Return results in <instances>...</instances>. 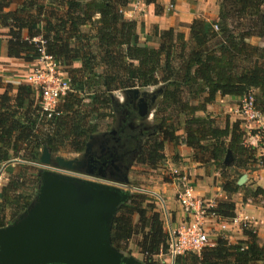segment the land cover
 Segmentation results:
<instances>
[{"label":"trees","instance_id":"trees-1","mask_svg":"<svg viewBox=\"0 0 264 264\" xmlns=\"http://www.w3.org/2000/svg\"><path fill=\"white\" fill-rule=\"evenodd\" d=\"M161 12L160 0H143ZM130 0H0V26L7 29L6 56L30 64L39 57L40 43L70 80V92L57 106L60 116L46 119L37 91L27 84L13 88L0 78V169L9 168L0 191V228L29 208L40 176L23 175L37 168L43 148L53 155L82 154L88 142L118 125L121 105L116 92L134 88H160L152 107L150 129L129 166L162 168L170 148L172 160L180 159L179 146L192 151L195 163L220 171L221 190L227 199L208 209L223 220L235 218L234 194L245 188L238 179L262 161L256 149L245 145L246 130L239 123L223 127L206 114L219 97L254 96L255 108L264 118V47L249 39L264 38V0H218L213 22L194 20L188 34L153 26L143 37L136 22L123 10ZM79 63V68L73 64ZM15 91L13 92V90ZM203 113L204 115H200ZM106 130L100 133L102 123ZM106 121V122H107ZM231 154V164L224 158ZM19 160V162H12ZM21 164V165H20ZM19 170V171H18ZM232 175H235L233 178ZM148 194L132 193L113 217L110 242L130 256L129 241L138 236L136 248L142 264H167L158 259L167 251L168 234ZM243 203L264 201V190L246 191ZM136 218V223H134ZM244 241L223 236L199 254L186 252L173 264H264V244L251 228L241 227Z\"/></svg>","mask_w":264,"mask_h":264},{"label":"water","instance_id":"water-1","mask_svg":"<svg viewBox=\"0 0 264 264\" xmlns=\"http://www.w3.org/2000/svg\"><path fill=\"white\" fill-rule=\"evenodd\" d=\"M128 89L121 94L131 99L139 118H149L160 88ZM115 131L110 134L115 135ZM93 140V137H90ZM91 147L88 142L83 156ZM116 148L103 147L99 156L80 159L53 156L43 148L39 163L68 171L85 172L110 182L83 180L50 170H41L40 181L31 205L7 226L0 228V264H142L112 247L110 232L118 207L130 197L127 171L122 172ZM231 164V154L224 158ZM123 173V172H122ZM243 174L237 181L242 186ZM115 182V183H113Z\"/></svg>","mask_w":264,"mask_h":264},{"label":"crops","instance_id":"crops-1","mask_svg":"<svg viewBox=\"0 0 264 264\" xmlns=\"http://www.w3.org/2000/svg\"><path fill=\"white\" fill-rule=\"evenodd\" d=\"M158 4L161 12L156 15L153 4L147 5L143 0H130L123 10V15L133 13V18H128V16H124V18L135 21L138 30L142 31L143 37H147L153 26H157L159 30L174 28L187 35V26L194 20L213 22L218 16V0H160ZM7 41V29L0 26V78L4 83V86L8 84L15 88L19 84H25V82H23V77L29 71L32 63L26 64L20 60L8 58L6 56ZM248 42L253 45L264 47V38L249 39ZM73 67L79 68L80 64L74 63ZM2 91L3 89H0V93H2ZM14 91L15 89L13 92ZM114 97L119 104L127 101L121 92L114 93ZM228 100L231 101L235 99L232 97H219L217 102L222 103L227 102ZM211 106L207 107L209 115L212 108ZM151 115L149 117H151ZM123 145L124 144L122 143H120L119 146L115 145L116 150L119 152L118 155L120 156L118 164H122V162L126 160V154H121L122 151L129 149L128 145ZM257 151L262 157V161L256 166L255 170L251 171L250 174H246V181L253 183L255 187H261L264 190V145L260 144ZM165 154L167 160L163 167L169 172L166 176L163 174V170H160L163 167L157 169L159 172L162 171L164 182L159 183L157 186L158 191H152V193L154 192L153 194L160 203L164 216V230L169 234L170 230L176 229L184 219L181 207L176 200L178 187L172 176V172H177V176L179 177H187L194 187L196 197L204 202L215 204L219 201L226 200L227 197L222 192L221 187L217 185L219 184L217 182L218 178H215L217 173L214 171L210 172V169L208 171L207 168L195 163L192 159V151L189 148L179 146L178 154L180 159L177 163L172 160V156L169 155L168 149H166ZM72 157H76L75 154ZM131 159L132 157L129 158V162ZM15 165H18V163L4 165L5 173L8 174L7 169L13 168ZM1 168L3 169V166ZM129 169L134 170V166H131ZM129 169L127 173H129ZM149 171L154 172L155 170ZM249 172L250 171L247 173ZM2 175L3 173L0 174V191L1 187L4 185V183L1 185ZM5 180H8V177H6ZM148 192L151 193V191ZM242 199L243 196L240 193L234 194L230 197V200L235 203L236 221L223 220L218 217H208L205 220L207 230L212 236L215 235L213 234L214 232H217L219 236H223L231 243L244 241L246 238L240 227V221L247 219L250 224L249 228L254 230L258 238V243L261 246L264 244V201H261L259 204H254L250 201L243 203ZM222 226L224 228H222ZM214 241L215 239H213V242ZM140 256L141 255L139 254L137 257H134L138 259ZM158 259L169 264L163 256H158Z\"/></svg>","mask_w":264,"mask_h":264},{"label":"built area","instance_id":"built-area-1","mask_svg":"<svg viewBox=\"0 0 264 264\" xmlns=\"http://www.w3.org/2000/svg\"><path fill=\"white\" fill-rule=\"evenodd\" d=\"M123 16L133 18V13H127ZM34 41L40 43L38 48L39 57L32 62L29 71L23 77V82L37 91L41 112L45 114L46 119H51L58 117L61 114L57 110V106L70 92V80L59 63L45 52L44 41L38 38L34 39ZM236 99L240 102L236 112L239 113L241 121L252 125V127L247 126L243 128L246 130L244 142L248 147L254 148L258 145V139L259 136H261V134L258 133H264V118L255 108L254 96L251 93L240 99ZM252 129L255 130V132H258L251 135L250 130ZM12 162L21 163L19 160H13ZM27 164L40 171L50 170L56 172V169H58L63 173H73L72 171L65 169L44 166L39 162ZM177 174V172H174L172 173V176L178 187L176 200L181 207L184 219L176 229L170 230L167 240V251L165 254L159 255L160 257H165L169 264H173L175 257L186 252L199 254L204 248L212 247L214 242L209 239L205 220L208 217H217L215 214H208L207 212V210L211 209L214 204L204 202L197 198L191 181L187 177H179ZM123 188L129 189L131 192L133 190L134 193L153 194L138 188L131 189L130 186ZM232 220L236 221L237 219L234 218ZM240 222L243 227H250L247 219H243ZM222 228L224 227L222 226Z\"/></svg>","mask_w":264,"mask_h":264},{"label":"rangeland","instance_id":"rangeland-1","mask_svg":"<svg viewBox=\"0 0 264 264\" xmlns=\"http://www.w3.org/2000/svg\"><path fill=\"white\" fill-rule=\"evenodd\" d=\"M140 32H142V31H140ZM152 90L151 91H153V90H155V89H157V88H151ZM235 99V98H234ZM117 100V99H116ZM118 102V101H117ZM119 103V102H118ZM239 100H237V99H235V100H228L227 102H222V103H218L217 101L211 106L212 108H211V111L209 112L210 113V117L211 118H213L215 121H216V123L219 125V126H221V127H223L226 123H229V125H232V124H234V123H239V125H240V127L243 129L244 127H247V126H249V127H252V125H249V124H247V123H243L242 121H241V119H240V115H239V113H237L236 111H237V109H238V107H239ZM208 107V106H207ZM206 114H208V110H207V108H206ZM200 115H204L203 113H200ZM209 115V114H208ZM107 121V120H106ZM104 121L103 123H102V128H100V133L101 132H104V131H109L110 129L108 128V130H106V127H107V123L109 122V121ZM110 123V122H109ZM108 123V124H109ZM147 123H148V125H150L151 123H152V115H151V117H149L148 118V120H147ZM263 129H264V127H263ZM258 131H256L255 132V130H250V134L251 135H254L255 133H257ZM258 134H261V136H259V139H258V145L256 146V147H254L255 149H256V157H261L260 156V154H258V151H257V149H259V147H260V144H262V145H264L263 143H264V133H262V132H260V133H258ZM246 145V144H245ZM247 146V145H246ZM166 149H168L169 150V155H171V156H173V153H172V151L170 150V148L168 147V148H166ZM166 151V150H165ZM64 157H66V158H71L72 156H74V154H69V153H66V154H62ZM262 158V157H261ZM15 168L16 167H18L19 168V165H15L14 166ZM2 169V168H1ZM0 169V174H2L3 173V177H2V179H1V185H3L2 183H6L7 182V180H5L6 179V177H9V176H7V175H10L9 174V171H8V169H7V172H8V174L7 173H5V171H4V167H3V169L1 170ZM17 169V168H16ZM209 169H210V172L212 171H214V172H216L217 173V176L215 177L216 179H217V182L219 183V184H217V185H221V177H220V171L218 170V169H216L215 167H207V170L209 171ZM150 169L149 168H147V167H144V166H134V170H131V169H129V173H127V177H128V179H129V186H130V188L131 189H133V188H138V189H142V190H144V191H151V193H152V191H158V184L159 183H162V182H164V175H166L167 176V174H168V170H166V169H164V167L162 168V169H160V170H163V174L164 175H162V171H157V170H155L154 172H151V171H149ZM253 170H255V169H253ZM253 170H251V171H253ZM4 171V172H3ZM19 171V170H18ZM251 171L249 172V173H244V174H250L251 173ZM39 173H40V170H36L35 169V171L34 170H32V171H29V172H26V170H24L23 171V175H25V176H28V175H38L39 176ZM173 173V172H172ZM232 177L234 178L235 177V175H232ZM167 180V179H166ZM245 189L243 190V191H241L240 192V194L242 195V196H244L245 195V193H246V191H249V189H254L255 188V185L253 184V183H249V182H245L243 185H242ZM124 189V188H123ZM223 192V191H222ZM132 193H134L133 192V190H132V192H131V194ZM148 193H150V192H148ZM154 193V192H153ZM130 194V195H131ZM140 194H142V193H140ZM149 199H150V201L152 202V203H154V205H155V207H156V210H157V212L160 214V217H161V219L163 220L164 218V216H163V213H162V210H161V207H160V203H159V201L156 199V197L154 196V194H148V195H146ZM251 202V201H250ZM259 204V203H258ZM134 223H136V218H134ZM163 223H164V220H163ZM240 227H243L242 225H240ZM213 234H215L214 236H212L211 234H210V232H208V236H209V239L213 242V239H216L217 237H219V235H218V233L216 232H214ZM214 237V238H213ZM139 240V237L138 236H134L130 241H129V243L127 244V247H128V249H129V251H130V255L131 256H138L139 255V253H138V249L136 248V242ZM126 256H128V255H126ZM137 259V258H136ZM139 260L141 259V256L138 258ZM166 261H167V259H166Z\"/></svg>","mask_w":264,"mask_h":264},{"label":"flooded vegetation","instance_id":"flooded-vegetation-1","mask_svg":"<svg viewBox=\"0 0 264 264\" xmlns=\"http://www.w3.org/2000/svg\"><path fill=\"white\" fill-rule=\"evenodd\" d=\"M120 105L122 108H121V111H119L118 116H117L118 125L117 127L115 126L114 129H112L116 132L115 135H112L110 134V132H107L103 134L102 136L96 137L95 139L91 140V147L86 157L83 156L84 153L75 154V156L80 159H85V158L88 159L89 157L99 156L100 151L103 147L115 148V145L119 146L120 143L124 145H128L129 149H126L125 151H122L121 153V154L123 153L126 154V160L122 162V164H118V167L122 169L123 173L115 172L112 170V171L107 172V175L109 177L110 175L117 177V176H122V174H124L123 169L124 167H126V165H129V158L133 156L140 142V136L144 135V133H146L150 129V126L147 123L148 119L139 118L137 110L134 108V104L132 103L131 99H127L126 102ZM117 153L119 152L117 151ZM52 167L58 168L56 166H52ZM56 170L57 171L55 173H59V174L71 176V177H76V178L83 179V180H98V181L104 180L105 182L107 181V182L112 183V181H109L108 179H101L96 176H91V175L86 174L85 172L72 171L73 173H68V172L63 173L58 169Z\"/></svg>","mask_w":264,"mask_h":264}]
</instances>
